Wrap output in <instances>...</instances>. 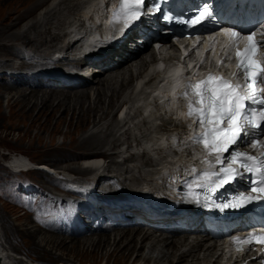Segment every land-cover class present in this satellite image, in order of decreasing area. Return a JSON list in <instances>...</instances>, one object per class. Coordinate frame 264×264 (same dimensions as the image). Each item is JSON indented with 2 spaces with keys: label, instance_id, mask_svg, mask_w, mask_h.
I'll list each match as a JSON object with an SVG mask.
<instances>
[{
  "label": "bare ground",
  "instance_id": "bare-ground-1",
  "mask_svg": "<svg viewBox=\"0 0 264 264\" xmlns=\"http://www.w3.org/2000/svg\"><path fill=\"white\" fill-rule=\"evenodd\" d=\"M8 1L10 0H0L1 3L5 4ZM49 1L50 0H22L20 3L21 5H18L16 8V4L13 2L11 6H9L10 9H0V56L6 58L12 56L14 59H25L17 66H15L14 62L12 60L11 62L10 59L5 61L6 58H4L2 60L4 63L1 65L0 72H12V75L9 80H5L3 76H0V87L3 93L9 92L11 94L8 100V106L11 107V112L13 113L14 110L18 108L19 113L17 116L21 117L20 119H22V122L30 124L28 130L32 127L39 130L35 138L38 137L40 142L44 141L45 138L42 140V137L43 133H46L50 136V145H53L56 133L60 132V125H64L65 123L67 124V129L62 131V134L72 140L69 144L63 143V145L53 149L54 152L52 153V157H44L41 159L43 161L41 164L33 165L27 158L15 155L12 165L22 166L32 164L34 167L23 173L40 175L42 181L46 184L44 190L45 194L53 198L56 197L54 194V186L62 185L63 180L70 181L66 174L71 175V173L74 172L80 174L81 171H89L90 168H97L96 170L98 171L96 175L90 171V175L88 176H83V174L73 176L72 181L77 184V189L82 191V188H85L83 192H80L81 194L78 193L79 196H71L77 198L73 204L75 210L73 215L69 213L65 215V217L67 222L72 221V219L79 220L83 227L80 223L79 226L77 224L75 229H68L67 227L66 229L61 227L58 228L63 231L77 230L74 238L72 237V239H69L75 240L73 244L69 245V240L67 244L65 240L66 237L62 235L53 237L52 235H48V232H43L45 235L40 236L38 239L39 241H33V248H70L71 251L90 250L96 254L97 252H105V256L109 260L114 256L116 257L113 264L120 263V259L117 258H124L134 254L137 255V257L140 256L142 262L135 259L131 264H148L149 261H152L154 264H258L257 259L251 258L250 256L241 259L236 258L234 260L230 258L231 256L227 257L226 254L223 253V248L220 247L217 241L212 240L214 237L209 234L213 232L212 230L208 231L209 233L197 231L196 233L193 232L189 234L180 233L185 235L175 236L178 235V232L167 230V228H169L166 226L167 223H169L168 218L150 219L146 214H141L136 208H133L135 204L142 207L145 204H151V197L149 194H146V192H141L134 197L127 198L126 195L120 197L123 191L129 190V185L134 186L141 181L146 182V184L152 188H156L151 181L156 180V177H158V173H155L158 169L166 170L167 163L159 167L158 164L161 160L157 159L158 164L156 165L158 167L155 168L152 165L155 159L152 160L146 153H142L138 156L139 165H134L133 162L136 161L134 159L135 155L132 153L129 155L128 153H123V149L118 148H121L123 144L126 146V149L131 148L133 142L139 144L145 139H150L155 135L159 136L158 134L160 132L167 133L176 131V133L179 134L184 126L174 123L169 116H162V114H164L163 109L159 111V115L151 114L146 118L138 119L134 125L137 129V133H134L132 128L130 129L129 127L120 136H117L116 134L114 135L113 131L118 125H114L112 129L108 128L109 126L104 129V126L107 124L108 118H110L112 114L115 116L117 114H120V116L123 115L124 111H122V108L114 112L117 106L116 102H119V99L127 94L126 89L136 80L138 82L135 87L136 93H138L139 90L141 91V94L138 95V99H145L146 94L150 91L148 96L153 102L161 101L164 97L161 92L164 87L167 89L169 88L168 77L164 75L165 72L163 73V71L156 69L162 67L146 63L143 55L146 54L147 51L144 53L140 52L138 44L139 41H142L144 44L142 37L132 39L129 36L120 40L121 43L117 42V47L104 52L102 59L91 60L90 63L93 67L90 70L89 68L91 67H89V65H79L80 63H78V60L80 59H77L79 57L78 43H69L65 41L68 33L67 31L58 32L59 28L65 23L70 24L80 21L79 17L81 10H78L80 4L75 3V0H59L54 8L46 9L42 19L35 20L26 31L22 33L17 31V28L20 27L24 20L32 16L40 7L48 4ZM85 1L86 0H81V8ZM51 19H53L52 22ZM148 23V20H143L140 30H142L143 26L147 27ZM222 27L229 28L230 26L222 25ZM55 52H61V54L62 52L65 53V59L63 58L65 61H76L77 64L75 66L78 68L80 67L79 69L89 70L91 72V79L87 80V77L82 72L81 74L80 72L76 74L74 66H71L70 70L67 72L63 70V74L54 73L51 77H54L56 80L49 79L50 73H48V69L35 71L34 68L36 64L33 59L35 60V58H42L45 56L48 57L52 54L54 55ZM110 57L111 60L105 63ZM51 61L53 67L55 61L53 59H51ZM61 61L63 60L61 59ZM69 61L67 65H72L73 63ZM172 65L173 62L168 61L167 67ZM21 70L28 71L29 74L35 75L40 82L45 83L44 78L40 76L45 74L44 77L48 75L46 76V83L57 81L54 82L55 86L65 88L71 87L78 90L75 94H72V92L66 93L61 90L37 89L38 87L36 86L29 90L23 87H17L20 83L24 85L28 84V86L31 85H29V80L26 75H20ZM14 73H16V75ZM100 75L102 76L98 77ZM163 76H165L167 80L166 84L162 81ZM168 76H173V70L168 72ZM73 79H80L82 83L72 85L69 82ZM156 79L158 83L162 84L161 87L156 86ZM146 81L152 83V85H147ZM81 88L85 89L79 92ZM91 90H96V95L94 94L95 97L93 96V100L90 99ZM136 93L133 91L132 96ZM107 100L109 102L108 107H106ZM126 105H128V101L123 107ZM162 105L167 109L171 108V105L166 102L162 103ZM62 108L63 110H61ZM129 108L132 109L131 113L125 112V117L122 119H120V116L118 117V121L120 119L121 123L126 121L124 125L134 121V119L141 115L140 109L134 108L133 106ZM59 112H61V114L57 116ZM69 113L72 114L71 118L66 121V114L68 115ZM2 116L1 113V117ZM3 119H5V116H3ZM54 122L55 128L49 130L50 125ZM90 125L93 126L92 128H97L98 132L95 131L85 135ZM74 127L75 130H73ZM41 130L42 132H40ZM109 137L112 138L108 145ZM178 140L179 145L182 146L184 144L182 139L179 138ZM105 146H109L108 150L112 151L110 154L112 158L108 159V162L100 159L93 160V158H98L100 156L105 157V152H103L105 156L102 153H98V157H96L97 153H80L81 150H85L81 152H86L93 149H101L99 151L102 152V148ZM122 154H124V156ZM84 155L90 157L88 163L92 162L91 164L85 165V161L81 168L77 167L78 169L66 165L64 171H62L63 174H60L58 178L59 180L55 179L57 176L54 174H59V171L55 169H58L59 166L67 164L72 160L81 159ZM118 156H123V159L121 161H116L115 157ZM165 161L167 162V159H165ZM46 168L48 171L44 170ZM87 179L88 182L86 181ZM155 185L159 187L160 182L156 181ZM99 187L121 193L114 194L110 191H104L99 194L97 191L102 189ZM69 192L70 190L67 189V193ZM92 199H95L97 202L92 201ZM111 201L118 206L109 205ZM120 201L124 202L120 203ZM65 203L66 202L63 201L64 205H66ZM90 206L94 208L88 209ZM107 214H121L123 218L111 220L113 224L111 225L108 223L110 222V218ZM132 216H138L142 221H134ZM93 217L95 219L92 220ZM99 219L103 220V224L99 223V226L93 227L94 221ZM129 222L144 223L145 226L148 225L151 227H128ZM195 224L196 221L193 222L191 226H194V229H198V227H195ZM48 225L49 224H47V226ZM49 227H53V225L50 224ZM153 227L159 230L164 229L168 234H156L158 231L154 230ZM106 231L115 232V234L113 233L114 235L110 236L107 234L109 232ZM64 234L67 235L68 233L64 232ZM1 247L0 264H24L21 260H16L9 254L2 255L5 250H2ZM108 247L110 248L109 251L107 250ZM42 249L44 250L45 248ZM146 249L149 253H145ZM248 258L249 260H247ZM33 264L49 263L34 261ZM50 264L86 263L75 261V259H69L68 261H59ZM103 264L108 263L104 262Z\"/></svg>",
  "mask_w": 264,
  "mask_h": 264
},
{
  "label": "rangeland",
  "instance_id": "rangeland-1",
  "mask_svg": "<svg viewBox=\"0 0 264 264\" xmlns=\"http://www.w3.org/2000/svg\"><path fill=\"white\" fill-rule=\"evenodd\" d=\"M13 2H15L16 4L15 8H16L18 5H21L20 3L22 2V0H10L6 2V4L0 2V9H10L9 6H11ZM58 2L59 0H50L48 4L40 7L38 10H36V12L32 16H30L29 18H27L21 23L20 27L17 28V31L21 33L26 31L35 20L42 19L46 9L54 8L58 4ZM75 3L80 4V6L78 5L79 6L78 10L80 11L81 10V0H75ZM52 20L53 19H51V22ZM67 25L68 24L65 23L62 27L59 28V31L58 30L57 31L58 32L67 31L66 30ZM55 54L54 55L52 54L48 57L45 56L42 58L40 57L35 58V60L33 59L34 63L36 64L35 65L36 67L34 68L35 71L40 70V69L42 70L48 69V73H50L49 79H52V80H56L54 77H51L52 75H54V73L63 74V70L65 72L69 71L70 67L73 64L67 65L69 60L67 61L64 60L65 53L62 52L61 54V52L60 53L55 52ZM4 58L6 57L0 56V69H1V65L4 63V61H2ZM8 59H10V61L12 60L15 66L21 64V62L25 60L24 58L14 59L12 56H9L5 59V61ZM51 59L55 61L54 62L55 65L53 67H52L53 63ZM61 59L63 61H61ZM110 60H111V57L107 59L105 63H107V61H110ZM69 62L74 63V61H69ZM79 68L76 67V71L78 72V74L79 72L81 74L83 70ZM14 74L16 75V73ZM22 74L26 75V77L29 80V85L30 84L31 85L28 86V84L24 85L23 83H20L19 85H17V87H23L24 89L29 90V89H33L32 87L36 86L38 87L37 89L61 90L66 93L72 92V94H75V92H77L78 90L76 88H71V87L65 88V87L55 86L54 82H57V81L46 83L47 81L46 76L48 75L44 77L45 74L40 75L42 78H44L45 83L40 82V80L37 79L35 75L29 74L28 71L21 70L20 75ZM11 75H12V72L11 73H7V72L3 73L2 71L0 72V76H3L5 80H9ZM101 76L102 75L98 77H101ZM90 79L91 77L87 78V80H90ZM136 83H138L137 80L126 89L127 94L125 96H122V98L119 99V102H116L117 106L115 107L114 112H116V110L120 108H122V111H128L129 113L132 112V109H130L129 107L133 105L134 101L139 98L138 95L141 94L140 90L138 91V93H136L137 92L135 89ZM84 89L85 88L79 89V92ZM91 91H92V94H91ZM91 91H90V99L93 100L95 97L94 94L96 90H91ZM133 91L136 94L132 96ZM9 94H10L9 92L3 93L0 87V97H1L0 98V247L2 246L1 247L2 250H5V252L3 251L5 254L3 253L2 255L9 254L16 260L17 259L21 260L24 264H33L34 261H40L43 263L50 264V263L59 262V261H68L69 259L70 260L75 259V261L86 263V264L88 263L103 264L104 262H107L108 264H113V261L114 259H116V257L114 256L109 260L105 256V252H97L96 254L90 250L89 251L88 250L71 251L70 248L49 249L48 247L47 248L42 247V248H45L44 250L42 248H39V249L33 248V245H32L33 241H39L38 240L39 237L45 235L43 232H48V235H52L53 237L62 235L63 237L68 238V239L65 238L66 242L69 239H72V237L74 238L77 230L76 231L74 230L63 231L62 229H58L59 227L63 229L64 228L66 229V227L68 229H71V228L75 229V227H77V224L79 226V224L81 223L79 220H74V219H72V221L70 222H67L66 217H65V215H68L69 213L73 215L74 210H75L73 204L77 198L76 197L73 198L71 196H79L78 193L83 192V189L85 188L84 187L82 188V191H79V189H77V186H76L77 184L72 181L73 176L81 175V174H83V176H88L90 175V171L96 175L98 170H96L97 168H90L89 171H83V172L81 171L80 174L76 172L71 173V175L66 174V176L69 178L70 181L68 182L66 180H63L62 185L54 186L55 188L54 194L56 195V197L54 198L51 197L50 195L45 194L44 190H45L46 184H44L40 175L34 174V173L11 172V170L8 169V167H6L7 163L4 162V159L6 160L11 159L13 156L21 154L22 156L26 157L29 161H31L33 165H38V164L43 163L41 159H43L44 157H52V153L54 152L53 149L58 148L59 146L63 145V143L69 144L72 139L69 137L67 138L62 134V131H65L67 129V124L65 123L64 125L63 124L60 125V132L56 133L55 140L53 141V145H50L51 144L50 136L46 133H43L42 140L45 138L44 141L40 142L38 140V137L35 138L39 130H37L35 127H32L30 130H28L30 124H27L26 122L25 123L22 122V119H20L21 117L17 116L19 113L18 112L19 109L16 108L13 113L11 112V107L8 106V100L11 96V94L10 95ZM127 101H128V105L123 107ZM108 106H109V102L107 100L106 107ZM61 110H63V108ZM61 112L57 113V116H59ZM1 113L3 116H5V119H3V116L1 117ZM71 115H72L71 113H69L68 115L66 114V118H67L66 121L71 118ZM116 116L112 114L110 118H108L109 120L107 124L104 126V129L107 126H109L108 128L112 129L114 128V125L115 126L118 125L116 128H114V131H113L114 135L116 134L117 136H120L129 127L130 129L132 128V131L134 133H137V129L134 126L137 120L128 122L126 125H124L126 121H123V123H121L120 119H122L125 116H120V114L119 115L117 114ZM119 116H120V119L118 121ZM92 127H93L92 125L88 127V130L85 133V135L88 133L97 131V128H92ZM53 128H55V122L52 125H50L49 130H52ZM73 130H75V127L73 128ZM40 132H42V130ZM111 138L112 137H109L108 145L111 142ZM124 147L125 146L123 144V146L121 145V148H118V149H124ZM108 148L109 146L103 147L102 152L99 151L101 149H93V150L86 151V152H81V151H85V150H81L80 153L82 154L90 153V152L97 153L96 157H98V153L103 154V152H105L106 156L103 154L105 157L100 156L98 158H93V160L100 159L102 161L108 162V159L112 158V155H110L112 151L108 150ZM122 155L124 156V154ZM123 156L115 157V160L121 161L123 159ZM107 157H110V158H107ZM89 159L90 157L88 156L86 157L84 155L81 159L72 160L68 162L67 164H63L59 166L58 169L54 168L56 171H59V174H56V173L54 174L55 176H57V177L54 176L55 179L59 180L58 178L60 177V174H63L62 171H64L65 169L64 167H66V165H69L71 168L78 169L77 167L81 168L82 164L85 161H88ZM138 160L139 158L136 159V161L133 162V164L139 165L140 162ZM52 167H55V166H52ZM86 181L88 182V179ZM130 187L132 186L129 185V188ZM99 188H102L97 191L99 194H101L104 191L113 192L108 189H103L104 187H99ZM67 189L70 190L69 193H67ZM113 193L119 194L121 192L119 193L113 192ZM63 201L66 202L65 203L66 205L63 204ZM92 201L97 202L95 199H92ZM92 208L94 207H91V206L88 207V209H92ZM118 217H119L118 214L115 215V218H118ZM93 219L95 218L93 217L92 220ZM133 220L136 221L138 219L134 218ZM49 222H52V223H49ZM94 222L103 224V220H100V219L97 221L95 220ZM47 224L49 225L52 224L53 227H49V225L47 226ZM132 226H139V227H146V228L151 227L148 225L145 226L144 223L129 222L128 227H132ZM154 230L158 231L156 234H159V233L168 234V232L165 231L164 229L159 230V229L154 228ZM64 232H67L68 234L65 235ZM98 232H103V231H98ZM106 232H109V231H106ZM113 233L115 234V232L110 231L107 234H109L110 236H113L114 235ZM180 235H185V234L178 233V235H175V236H180ZM212 240L216 241L214 239ZM69 241H70L69 245H71L73 244V241L75 240H69ZM109 249L110 248L108 247L107 250L109 251ZM145 253H149V251L146 249ZM117 259H120V263L118 264H131V262L135 259L138 261H141L140 256L137 257V255L135 254L124 257V258H117ZM148 264H154V263L152 261L151 262L149 261Z\"/></svg>",
  "mask_w": 264,
  "mask_h": 264
},
{
  "label": "snow or ice",
  "instance_id": "snow-or-ice-1",
  "mask_svg": "<svg viewBox=\"0 0 264 264\" xmlns=\"http://www.w3.org/2000/svg\"><path fill=\"white\" fill-rule=\"evenodd\" d=\"M143 4L144 0H120V8L114 14L115 21L122 22L125 28L130 27L135 20L139 19ZM208 16L209 13L205 8L199 13L197 21ZM231 35L235 38L239 37L240 33L232 31ZM255 35L256 33L253 31L246 37H241L248 39L249 47L243 53L237 52V67L250 81L247 84V93H241L238 86L232 85L222 77L210 75L207 80L199 84H190L189 91L184 94V99L187 101L188 117L204 128V134L196 137L194 143L202 146L217 160H220L221 155L228 151L230 145H236L238 141L243 142L247 138L249 130L257 129L264 133V108L253 107V105L264 106V97L258 96L257 89L253 87L257 80L264 84V64L254 58L257 47L264 48V42L255 41ZM260 91L264 92V88H261ZM246 101H250V103L246 104ZM222 124H226V127H222ZM253 143L258 145L259 141ZM247 161L253 163L249 165L246 163ZM233 165H238L243 171L238 172ZM244 172L260 174V178L253 181L256 186L252 187L250 191L264 194V161L257 162L255 157L240 151H235L228 166L223 167L220 172L204 173L201 178L203 181L201 186L203 187L205 183L211 181L214 187H220L235 181L238 177L242 179ZM213 176L219 178L213 181ZM250 199L252 197L239 194L232 202L218 205V207L221 210L225 207L238 208ZM252 239L239 241V243H250ZM254 239L264 242V236Z\"/></svg>",
  "mask_w": 264,
  "mask_h": 264
}]
</instances>
